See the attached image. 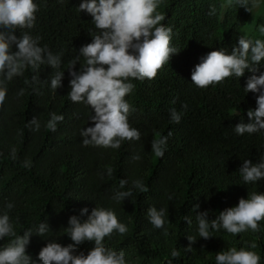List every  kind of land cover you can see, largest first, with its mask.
Instances as JSON below:
<instances>
[{
    "label": "trees",
    "instance_id": "trees-1",
    "mask_svg": "<svg viewBox=\"0 0 264 264\" xmlns=\"http://www.w3.org/2000/svg\"><path fill=\"white\" fill-rule=\"evenodd\" d=\"M35 2L39 11L34 27L16 30L15 35L28 31L40 37L41 47L61 54L62 87L51 89L50 79L56 69L50 65H41L39 72L27 68L22 76L7 82L6 100L0 106V214L8 212L17 235L32 230L26 248L32 258L30 264H43L38 254L49 239L62 246L72 244L66 234L69 217L76 215L84 222L96 206L113 210L127 226L125 234L114 232L105 237L104 244L122 250L129 264H216L218 252L231 247L250 248L253 241L257 248L250 250L256 251L260 264H264V220L256 233L249 229L234 236L222 228H210L213 236L207 240L199 237L196 220L199 212L207 211V218L212 220L219 212L236 206L240 198L247 199L248 193H264V179L245 184L238 171L245 159L257 163L264 157V130L243 135L234 131L236 124L250 122L247 111L257 106L259 93L244 91L252 73L246 69L239 78H226L205 89L191 82L201 57L220 48L230 54L239 46V31L254 9L250 12L233 3L223 10L222 0H162L157 9L165 16L161 23L171 27V45L180 51L172 55L155 79L131 80L136 87L126 99L135 111L129 122L138 129L141 139L123 141L119 149H112L82 145L80 130L93 126L89 117L94 112L90 106L73 103L68 96L69 61L92 41L90 34L99 30L90 14L78 11L82 0ZM213 8L214 14L209 15ZM261 27L264 20L258 21L256 35L246 38L264 39ZM12 50H17L15 44ZM256 67V75L264 73V60ZM75 68L80 69L79 62ZM33 75L38 76L34 84ZM21 89L24 94L18 95ZM172 108L181 114L179 123L170 119ZM52 112L64 116L55 132L46 129ZM34 116L40 122L39 131L27 127ZM169 132L172 135L163 157H156L151 141ZM13 148L15 160L11 157ZM137 154L141 158L134 160ZM25 160L31 161L30 167H24ZM108 167L113 169L111 176ZM121 179L127 180L124 188H120ZM136 180L149 190L141 193L135 189ZM128 190L131 197L120 202L113 199L117 192ZM8 203L14 205L11 210L6 208ZM150 206L167 210V235L150 223L146 215ZM85 207L88 213L82 215ZM185 216L191 218V225ZM42 222L50 227L44 237L35 233ZM189 235L197 238L192 251L185 250ZM10 239H0V250ZM93 247L94 242L85 241L75 245L74 254L87 255ZM173 249L179 251V257L171 256Z\"/></svg>",
    "mask_w": 264,
    "mask_h": 264
},
{
    "label": "clouds",
    "instance_id": "clouds-1",
    "mask_svg": "<svg viewBox=\"0 0 264 264\" xmlns=\"http://www.w3.org/2000/svg\"><path fill=\"white\" fill-rule=\"evenodd\" d=\"M63 2V0H60ZM162 0H82L78 11H86L91 15L96 29L99 31L92 36V41L79 49V54L68 64L70 91L68 96L73 103H83L90 106L92 113L89 120L93 126L83 127L80 136L83 146H97L119 149L123 141L140 140L141 134L137 128L132 127L129 116L135 109L126 97L136 87L131 80H153L158 71L162 70L172 55L178 53L171 45L172 29L161 23L165 16L157 9ZM235 3L252 11L258 7V0H228V6ZM39 5L35 0H0V106H3L7 96V82L14 77L22 76L25 69L31 68L39 72L41 65H50L56 69L50 79L53 91L62 87L64 71L61 68V54H53L47 46L39 45L40 37H33L28 31L15 35L16 30L32 29L36 21ZM213 8L209 15L214 14ZM264 34V27L259 29ZM239 46L234 47L229 54L225 48L212 50L201 57L200 63L195 65L191 74V82L198 88L205 89L211 85L221 84L226 78L241 77L247 69L252 73L244 87L245 93H259L256 97V108L249 109L248 123H238L234 131L238 135L256 133L264 130V73L256 75V67L264 60V39L239 38ZM13 44L16 51H13ZM81 58L83 62L81 63ZM80 63L77 71L75 66ZM38 76L31 77V83H37ZM29 84V80H25ZM21 89L18 95H23ZM174 103V101H173ZM184 108L187 105L183 106ZM170 119L175 123L181 120V114L175 108L170 110ZM64 120L62 114L50 113L46 129L55 132L59 122ZM27 127L39 131L40 122L37 117L28 121ZM168 136H157L151 141V150L156 157H163ZM16 149L11 150V157L16 159ZM141 157L137 154L134 160ZM31 161L25 160L24 167H30ZM239 173L245 184L255 183L264 179V157L259 162L253 163L245 159L239 168ZM113 169L107 168L108 176ZM127 180H120V188H124ZM133 187L145 193L149 189L140 181H133ZM132 191H120L113 197L117 202L125 197H131ZM172 199L171 196L168 197ZM14 207L8 203L6 208ZM194 207H199L196 205ZM88 213L85 207L81 214ZM147 217L156 229H164L167 210L163 207L150 206ZM208 212H199L196 215L198 222V235L205 240L211 236L210 228L219 231L221 228L227 233L237 235L247 232H259V222L264 220V193L250 192L247 199L240 198L234 207L226 208L219 212L215 219L209 220ZM184 220L191 225L190 217ZM50 230L47 222L40 223L37 235L44 237ZM127 226L121 223L111 209L94 207L84 222L79 217L72 215L68 220L66 234L73 241L72 244L62 246L56 240L49 242L39 251V259L43 264H129L125 253L106 247L105 237H110L114 232L125 234ZM32 230L23 235H17L7 211L0 214V239L10 237V242L0 250V264H30L31 256L26 252L30 243ZM196 237L188 236L189 246L186 251H192L191 245L196 242ZM85 241L94 242V247L85 255L83 252L75 253V245ZM257 244L253 241L250 248L231 247L227 251L216 254V264H260V255L253 250ZM173 258L180 256L179 251L173 249ZM171 264V262H169Z\"/></svg>",
    "mask_w": 264,
    "mask_h": 264
},
{
    "label": "rangeland",
    "instance_id": "rangeland-1",
    "mask_svg": "<svg viewBox=\"0 0 264 264\" xmlns=\"http://www.w3.org/2000/svg\"><path fill=\"white\" fill-rule=\"evenodd\" d=\"M223 10L228 7V0H222ZM258 7L253 8L252 15L248 18L247 23L240 29L241 36H254L256 35V25L259 20H264V0H258Z\"/></svg>",
    "mask_w": 264,
    "mask_h": 264
}]
</instances>
